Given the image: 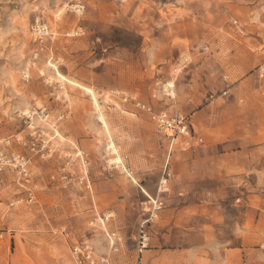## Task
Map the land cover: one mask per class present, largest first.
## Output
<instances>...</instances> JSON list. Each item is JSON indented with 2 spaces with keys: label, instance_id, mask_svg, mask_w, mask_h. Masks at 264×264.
<instances>
[{
  "label": "rangeland",
  "instance_id": "rangeland-1",
  "mask_svg": "<svg viewBox=\"0 0 264 264\" xmlns=\"http://www.w3.org/2000/svg\"><path fill=\"white\" fill-rule=\"evenodd\" d=\"M261 66L264 0H0V142L30 175L0 173V264H75V243L111 264H264ZM123 96L201 147L169 155ZM108 213L114 253L89 225Z\"/></svg>",
  "mask_w": 264,
  "mask_h": 264
},
{
  "label": "built area",
  "instance_id": "built-area-1",
  "mask_svg": "<svg viewBox=\"0 0 264 264\" xmlns=\"http://www.w3.org/2000/svg\"><path fill=\"white\" fill-rule=\"evenodd\" d=\"M47 27L44 25H36L34 28V34L38 36V40L41 41V37L47 35ZM264 77L263 67L257 69V78L262 79ZM122 102L132 106L134 109L144 113L149 121L155 126L156 130L165 137L168 145V154L170 155L174 149L179 151H196L201 147L202 139L200 136L191 132V124L186 118L181 115H174L168 117L164 113H159L154 108L138 99L130 98L128 96L122 97ZM14 141L19 143L23 147H27L31 151H34V145H27L20 138H15ZM0 173L5 169H11L14 171L23 181H29V159L25 156L5 149H10L11 142L9 139L0 142ZM169 176V174H167ZM166 181H161L159 191H165ZM34 196L28 192L25 199L26 203H32ZM23 202V199H17L14 203L19 204ZM161 202L158 200L152 201L151 205L146 211L150 215V220L157 217V211L160 210ZM112 218V214H103L99 218H94L90 222V226L94 227V223H97L98 227L103 231L108 244L109 253H114L119 250L122 243V237L117 232H107L103 229L105 223ZM92 227V228H93ZM148 238L144 234L141 238V246L144 247ZM70 256L75 264H111L108 255H96L93 249L85 243H75L70 247Z\"/></svg>",
  "mask_w": 264,
  "mask_h": 264
},
{
  "label": "bare ground",
  "instance_id": "bare-ground-1",
  "mask_svg": "<svg viewBox=\"0 0 264 264\" xmlns=\"http://www.w3.org/2000/svg\"><path fill=\"white\" fill-rule=\"evenodd\" d=\"M171 87H172V86L170 85L169 88H171ZM89 92H90V94L92 95V98H93V100H94V102H95L94 94H93L91 91H89ZM100 121L102 122L103 127L106 129V124H105V122L103 121L102 118H100ZM106 131H107V130H106ZM108 149H110L111 153H116V149H115V147H114V145H113L112 142L109 143V145H108ZM119 159H120V158H119Z\"/></svg>",
  "mask_w": 264,
  "mask_h": 264
},
{
  "label": "crops",
  "instance_id": "crops-1",
  "mask_svg": "<svg viewBox=\"0 0 264 264\" xmlns=\"http://www.w3.org/2000/svg\"><path fill=\"white\" fill-rule=\"evenodd\" d=\"M111 232H113V231H111Z\"/></svg>",
  "mask_w": 264,
  "mask_h": 264
}]
</instances>
